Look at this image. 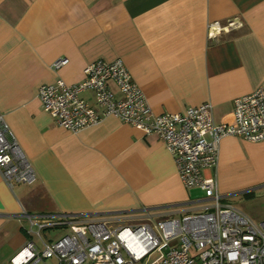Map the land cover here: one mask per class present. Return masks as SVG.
I'll return each mask as SVG.
<instances>
[{"label": "crops", "instance_id": "0c3cea01", "mask_svg": "<svg viewBox=\"0 0 264 264\" xmlns=\"http://www.w3.org/2000/svg\"><path fill=\"white\" fill-rule=\"evenodd\" d=\"M229 20L237 26L207 36L209 22ZM117 58L154 113L209 102L215 123H232L233 99L264 89V0H0V115L36 173L12 187L0 176V264L27 240L23 209L178 217L210 204L183 186L155 134L114 116L74 133L42 109L40 85L79 82L88 63ZM204 175L216 177L224 202L264 219V140L221 138Z\"/></svg>", "mask_w": 264, "mask_h": 264}, {"label": "built area", "instance_id": "2783aa9c", "mask_svg": "<svg viewBox=\"0 0 264 264\" xmlns=\"http://www.w3.org/2000/svg\"><path fill=\"white\" fill-rule=\"evenodd\" d=\"M208 23L207 36L236 27ZM65 60H59L57 68ZM112 82L119 95L110 88ZM90 91L94 103L82 93ZM42 109L57 125L78 132L114 116L144 134H155L170 152L183 186L201 189L211 199L197 212L178 217H112L78 214H29L24 209L27 236L8 264H264V219L253 221L223 201L215 176L204 171L217 165L219 142L225 136L264 140V89L233 99V122L215 123L212 105L203 102L183 113L156 114L122 60H95L83 69L81 81L62 79L40 85ZM0 176L7 185L31 184L36 173L0 115ZM133 225V226H131ZM64 229L56 238L43 231Z\"/></svg>", "mask_w": 264, "mask_h": 264}, {"label": "rangeland", "instance_id": "374dc122", "mask_svg": "<svg viewBox=\"0 0 264 264\" xmlns=\"http://www.w3.org/2000/svg\"><path fill=\"white\" fill-rule=\"evenodd\" d=\"M130 216H132V215H130V214L123 215L124 218L130 217ZM131 226H133V225H131ZM63 233H64V229L58 228V229H53V230H50V231H43L42 235L46 239L47 238L56 239V238L60 237ZM46 262L51 264L52 260L51 259H47ZM38 264H42V262L38 263Z\"/></svg>", "mask_w": 264, "mask_h": 264}, {"label": "trees", "instance_id": "16d2710c", "mask_svg": "<svg viewBox=\"0 0 264 264\" xmlns=\"http://www.w3.org/2000/svg\"><path fill=\"white\" fill-rule=\"evenodd\" d=\"M247 197H250V195L246 194Z\"/></svg>", "mask_w": 264, "mask_h": 264}]
</instances>
